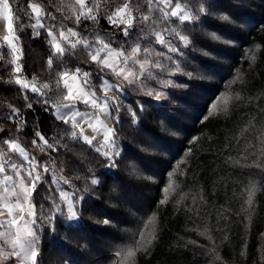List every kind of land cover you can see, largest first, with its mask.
Returning <instances> with one entry per match:
<instances>
[{
  "label": "trees",
  "instance_id": "trees-1",
  "mask_svg": "<svg viewBox=\"0 0 264 264\" xmlns=\"http://www.w3.org/2000/svg\"><path fill=\"white\" fill-rule=\"evenodd\" d=\"M32 2L42 4L50 15L60 20L68 15V6L74 0ZM195 2L192 0L193 4ZM10 3L16 13V22L28 25L30 13L26 10L29 0H10ZM216 3L222 14L230 17V22L219 19L221 13L217 12L210 16V23L221 29L235 24L237 35L246 37L240 42L241 50L252 44L261 45L255 62L238 57L232 62L231 77L221 78L217 94L226 91L234 82L232 87L238 89L240 95H246L243 101L233 106L231 113L223 112L203 119L207 113V101L203 100L209 84L196 76L187 79L184 100L174 96L161 106L151 102L146 105L149 109L142 123L129 126L125 122L120 136L127 148L123 149L124 161L117 165V171L105 169L102 158L82 141L57 140L58 152L42 154L31 150L28 141L36 139L33 129L43 133L50 143L63 129L57 127L59 121L53 122L36 105H33L34 113L31 110L25 112L29 116V127L17 133L19 142L38 160L52 156L54 161L47 163L55 164L57 175L72 182L66 186L72 192L82 191L85 186L89 188L84 197L89 203L83 202L79 222L71 224V228L65 226L66 223H58L54 240L47 239L46 233L41 236L39 264H67L69 259L72 264H116V250L112 249L113 242L108 236L128 239L130 231L139 230L147 215L156 217L158 229L152 245L137 251L135 264H264V171H260L263 178H253L255 193L251 202L246 201V171L241 170L234 158L239 147L234 136L239 132L238 128L254 124L253 127L264 132V0H216ZM67 23L72 26L70 21ZM85 26L92 27L90 22ZM98 27L108 26L101 20ZM232 33L236 36L235 32ZM30 34L27 28L20 33L24 72L29 78L36 75L38 83H42L47 80V74L40 69L47 60L48 51L41 39H30ZM84 55L78 51L77 59L83 60ZM21 96L14 85L11 90L0 87V113H6L9 105L21 107ZM177 101L191 109L192 112L188 110V120L182 116V122L172 120L171 111H179L173 105ZM190 118L192 122H189ZM33 120L37 121L35 125ZM17 123L9 121L0 127L15 130ZM176 132L178 134L173 135ZM164 145H168L170 152ZM0 150L8 151L2 146ZM182 158L185 161L181 173L175 175L177 195L171 196L167 187ZM130 163L135 164V170L129 168ZM89 169L97 175L104 170L109 183L93 190L89 183L92 178ZM37 196L48 202L38 200ZM51 200L47 185H38L33 194L37 215L40 214V204L44 203L45 209ZM91 214L97 223L95 226L87 222ZM121 219L123 224L118 222ZM104 220L109 223L102 224ZM114 222L126 224L129 231L112 230L110 225ZM141 233L144 237L149 236L146 229L132 233V238L141 236Z\"/></svg>",
  "mask_w": 264,
  "mask_h": 264
},
{
  "label": "snow or ice",
  "instance_id": "snow-or-ice-1",
  "mask_svg": "<svg viewBox=\"0 0 264 264\" xmlns=\"http://www.w3.org/2000/svg\"><path fill=\"white\" fill-rule=\"evenodd\" d=\"M26 11L30 13L29 24H18L10 0H0V18L6 22L5 34L0 36V87L11 90L14 85L15 91L22 93L21 107L9 105L6 113H0V124L18 121L15 130L0 127L4 134L0 135V146L8 150H0V264H39L41 235L54 233L58 223L79 222L89 191L87 186L71 195L60 191L59 202L52 199L47 210V199L37 196L44 202L37 215L33 194L38 185L44 186L48 180L64 185L72 182L62 175L56 177L47 163L54 161L52 156L37 160L21 145L17 133L29 127L25 112L34 113L36 105L53 122L59 121L57 127L63 129L52 143L33 129L36 139L31 143L38 152H58L57 140L82 141L102 158L105 169L118 171L117 165L124 161L123 149L127 148L120 136L125 122L129 126L143 122L146 105L152 102L146 98L161 101L169 87H183L172 77L182 71L179 61L186 51L198 50L196 29L208 17L220 12L219 19L230 22L216 0H196L195 4L192 0H74L68 6V15L60 20L32 0ZM101 20L107 28L98 27ZM89 22L91 28L85 26ZM26 28L30 29L29 38L41 39L48 51L40 69L47 74L42 83L36 75L29 78L24 72L20 33ZM212 38L220 39L215 33ZM260 48L257 44L249 49L251 60H256L255 51ZM78 51L85 54L83 60L77 59ZM109 92L115 95L109 96ZM129 96L131 103H124ZM84 106L87 110L81 111ZM36 123L33 120V125ZM85 123L93 135H85ZM164 147L170 152L168 145ZM13 153L26 163L14 162ZM129 168L135 170V164L130 163ZM88 173L93 190L109 183L104 170L98 175L92 169ZM254 193L255 188L249 192V202ZM114 255L119 257L121 253L116 251ZM127 255L134 252L129 249ZM67 264H72L70 259Z\"/></svg>",
  "mask_w": 264,
  "mask_h": 264
},
{
  "label": "rangeland",
  "instance_id": "rangeland-1",
  "mask_svg": "<svg viewBox=\"0 0 264 264\" xmlns=\"http://www.w3.org/2000/svg\"><path fill=\"white\" fill-rule=\"evenodd\" d=\"M210 22H211V18L208 17V19L202 24V26L198 27V29L196 30L198 31L197 34L200 41L199 43L196 44V48L198 50L193 52L189 49L188 51H186L183 60L179 61L182 71L172 77V79L176 84L183 85V87H176V88L169 87L168 89L165 90L166 95L161 101H155L154 98H146V99H151V101L155 105H159V106H161L165 100L170 99L174 96H176V98L179 97L182 100H184L186 98L185 93L188 88L186 81L187 79L196 76V78L199 79L200 81L206 80L207 83L209 84L207 90L208 94L206 95V98L203 100L205 102L207 101L205 103L206 104L205 107L207 108V113L204 116H202L203 119L208 117L209 115H217L223 112L231 113L233 106L236 105L238 101H243L246 95H240L239 90L232 87L234 82L227 88L226 91L224 90L223 92L217 94V90L221 86L220 83L221 80H223L221 79L222 77H228V78L231 77L233 72L232 62L236 61L238 57H240L241 60L243 61L247 60L250 63L256 61L250 59L252 53L249 52V49L254 48L255 45L252 44L249 47H247L245 50H241V48H239L240 42L242 39L245 40L246 37L243 38L244 36L237 35L238 27L235 24L231 27L227 26L224 29H221L219 26H215L214 23H210ZM5 24L6 22L2 18H0V36H3L5 34ZM232 32H235L236 36H234ZM212 33H215L217 36L220 37V39L218 40L213 39ZM190 39H194V37L192 36L190 37ZM257 52L258 49L255 51L256 59H257ZM205 53H207V55H205ZM194 65L195 67H193ZM195 69H196V73H195ZM188 73H191V75L189 76ZM202 75L204 77H202ZM199 76L202 78H199ZM76 86L78 85H74V87ZM101 94L102 93L98 92V95ZM108 95L113 96L115 95V93L109 92ZM128 99L131 101L132 99L131 96H129ZM126 101L127 100H125L124 103H129L128 101L127 102ZM173 105H175V107H177L179 111L177 110V108H176L177 111L174 110L171 111L172 120L180 119L181 116L184 117V119L188 120V117H190L188 110L191 111V109H189V107L185 108V104H182L181 102L178 101L174 102ZM181 109H184V111L181 112ZM85 110H87V106L81 108V111H85ZM101 119H103V117H101ZM192 121L193 119L190 118L189 122ZM180 122H182L181 119ZM83 126L86 129L85 135H89V136L93 135L91 129L87 127L86 123ZM253 126L254 124H246L243 126V128L242 127L238 128L239 132L234 134L236 143L239 145L236 151L235 148L233 149V151H235L236 153L234 155V158L235 161L241 165L242 167L241 170L246 171V175H247L245 181V188H244L246 192V201H249V192L254 187L253 178L254 177L263 178V176L260 174V171H264V132ZM176 134L178 133L176 132ZM20 143L28 151L25 145L22 142ZM28 144L31 150L38 151L30 141H28ZM42 154H46V152ZM12 159L14 162L18 164L26 163L23 161L21 157H19L14 153L12 154ZM184 161L185 159L182 158L180 162L177 163L176 169H174L172 176L170 173L171 177L167 190L169 191L171 196L177 195L178 182L176 181L175 175L176 174L180 175L183 166L182 163H184ZM252 168H254L255 170H252ZM107 170H112V169H107ZM59 176L60 175H56V177ZM46 185H47V189H49L50 191L52 199H55L57 202H59L60 200V191H67L69 195L72 194V190L66 187L67 185H64L62 182L60 184H57L55 180H48L46 182ZM94 198L98 200L97 197ZM83 202L85 204L86 202L89 203V201H87L86 198H84ZM48 207L46 208L48 209ZM124 216L122 215V217ZM87 222L89 225H94V226L97 225V223L94 221L93 214H91L90 220ZM118 222L121 224L124 223L122 219L121 221ZM63 223L75 224L77 222L64 221ZM110 227L112 228V230H115L120 233L124 232L125 230H128L126 228V224L119 225L115 222L111 224ZM146 229L148 230V235H149L148 237L143 236L144 237L143 240H141V236H135L132 238V233L137 232L139 230L144 231ZM157 229H158V225H157L156 217L152 215H147L145 218V222L142 224L139 230L134 228L133 230L130 231L128 239L120 236H118L117 238L108 236V238L113 242L114 245L112 249H115L116 251H119L121 253L119 257H116L114 255L116 264L118 262H120V264H135L137 251L140 249H145L152 245V243L155 241L154 235L156 234ZM57 233H58V228L56 224V231L54 233H46L45 235L47 239L54 240L55 237H57L56 236ZM53 245L52 248H54ZM129 249H131L134 252L133 256L127 255Z\"/></svg>",
  "mask_w": 264,
  "mask_h": 264
},
{
  "label": "built area",
  "instance_id": "built-area-1",
  "mask_svg": "<svg viewBox=\"0 0 264 264\" xmlns=\"http://www.w3.org/2000/svg\"><path fill=\"white\" fill-rule=\"evenodd\" d=\"M50 168L53 169L55 171V174L57 175L58 174V169L56 167L55 164H49Z\"/></svg>",
  "mask_w": 264,
  "mask_h": 264
},
{
  "label": "crops",
  "instance_id": "crops-1",
  "mask_svg": "<svg viewBox=\"0 0 264 264\" xmlns=\"http://www.w3.org/2000/svg\"><path fill=\"white\" fill-rule=\"evenodd\" d=\"M16 160V159H15Z\"/></svg>",
  "mask_w": 264,
  "mask_h": 264
}]
</instances>
